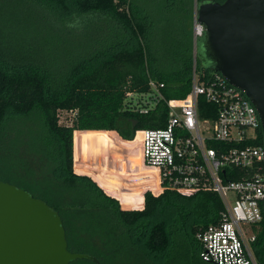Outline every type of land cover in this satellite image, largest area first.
<instances>
[{"label":"trees","instance_id":"1","mask_svg":"<svg viewBox=\"0 0 264 264\" xmlns=\"http://www.w3.org/2000/svg\"><path fill=\"white\" fill-rule=\"evenodd\" d=\"M29 1L59 5L74 15L95 12L109 18L119 30L118 39L95 52L89 62L75 66L58 84L47 69H27L2 57L0 52V132L2 124L11 117L38 110L50 138L48 144L52 142L55 166L49 178L56 185L51 193L35 190L33 195L39 194L59 212L70 241L71 235H77L72 231L71 216L93 220L98 212H104L106 218L102 219H115L124 226L131 243L157 264L175 260L180 253L176 250L179 244L188 256L213 264L201 259L202 244L196 234L218 221L223 209L221 200L203 192L185 195L174 190L160 194L147 191L158 193L160 188L156 179L149 178L155 171L142 165L141 138L140 134L135 135L141 129L165 127L168 106L163 101L149 106L126 95L127 91H149L150 78L165 84L162 89L168 99L183 97L191 90L193 0L188 25L172 26L166 42H172L173 47L161 52L151 45L154 21L139 0ZM197 52V70L210 75L214 68L203 63L199 45ZM146 106L148 112H141ZM59 109L77 111L72 125L59 122ZM200 115L215 117L216 105L201 97ZM260 140L264 141L262 132ZM87 150L93 152L96 162L87 160ZM103 150L114 155V166L107 164L108 157L106 164L101 165ZM73 152L75 169L83 173L74 170ZM131 175L135 178H128ZM119 176L127 177V182L119 181ZM71 188L78 194L67 203L63 192ZM89 206L97 208L94 216L83 214ZM262 209L263 219L254 225L256 239L252 243L259 264H264V203Z\"/></svg>","mask_w":264,"mask_h":264},{"label":"built area","instance_id":"2","mask_svg":"<svg viewBox=\"0 0 264 264\" xmlns=\"http://www.w3.org/2000/svg\"><path fill=\"white\" fill-rule=\"evenodd\" d=\"M197 3L192 17L191 90L183 97L168 99L162 89L165 84L150 78L149 91L126 92L127 97L149 106L160 101L168 106L165 127L141 129L135 135L141 138L142 165L155 171L149 178L156 179L160 188L158 193L147 191L203 192L218 197L223 204L218 221L196 234L202 244L201 259L213 264H259L252 243L256 239L254 225L263 219L262 121L241 88L220 72L214 70L209 75L197 70L198 45L205 34ZM201 97L216 105L215 117L200 115ZM149 106L141 112H148ZM76 112L59 109V122L72 125Z\"/></svg>","mask_w":264,"mask_h":264},{"label":"rangeland","instance_id":"3","mask_svg":"<svg viewBox=\"0 0 264 264\" xmlns=\"http://www.w3.org/2000/svg\"><path fill=\"white\" fill-rule=\"evenodd\" d=\"M138 2L154 21L152 47L159 52L172 48V42H166L170 33L168 30L175 26L186 28L190 20L191 0ZM55 6L29 0H0V52L2 57L19 62L27 69H47L58 84L75 66L86 60L89 62L95 52L118 39L119 30L114 22L101 14L74 15L59 5ZM72 7L69 5V8ZM1 127L0 180L7 179L19 187L29 186L32 195L35 190L51 193L56 185L53 178H49L55 166L54 153L52 142L48 144L50 138L40 111L11 117ZM86 156L88 161H97L90 150H87ZM112 156L101 151V165L106 164L108 157L107 164L114 166L115 157ZM73 157L75 172L83 173L75 169V153ZM118 178L121 182H127L125 176ZM73 189H64L67 203L73 202V196L78 194ZM38 195L33 196L41 198ZM84 210L83 214L94 216L97 208L89 206ZM103 213L98 212L93 220L70 217L72 231L77 234L74 237L71 235V241L68 240L71 251L98 255L103 264H157L131 243L124 226L115 219H102L106 218ZM99 217L100 220L97 219ZM176 250L180 253L172 264H205L197 256H188L181 244ZM69 264L95 263L84 257L73 259Z\"/></svg>","mask_w":264,"mask_h":264},{"label":"water","instance_id":"4","mask_svg":"<svg viewBox=\"0 0 264 264\" xmlns=\"http://www.w3.org/2000/svg\"><path fill=\"white\" fill-rule=\"evenodd\" d=\"M205 25L203 63L241 88L257 107L264 136V0L197 3ZM94 255L71 251L59 212L25 188L0 180V264H69Z\"/></svg>","mask_w":264,"mask_h":264},{"label":"crops","instance_id":"5","mask_svg":"<svg viewBox=\"0 0 264 264\" xmlns=\"http://www.w3.org/2000/svg\"><path fill=\"white\" fill-rule=\"evenodd\" d=\"M195 1H196V0H193V4H192V6H193V13H194ZM192 17H193V15H192ZM189 19H190V18H189ZM189 21H190V20H189Z\"/></svg>","mask_w":264,"mask_h":264},{"label":"clouds","instance_id":"6","mask_svg":"<svg viewBox=\"0 0 264 264\" xmlns=\"http://www.w3.org/2000/svg\"><path fill=\"white\" fill-rule=\"evenodd\" d=\"M144 206V205H143Z\"/></svg>","mask_w":264,"mask_h":264}]
</instances>
